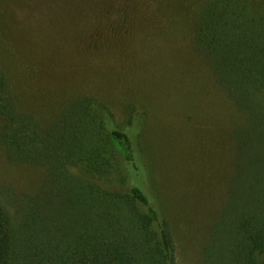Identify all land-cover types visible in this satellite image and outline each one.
<instances>
[{"label": "trees", "instance_id": "16d2710c", "mask_svg": "<svg viewBox=\"0 0 264 264\" xmlns=\"http://www.w3.org/2000/svg\"><path fill=\"white\" fill-rule=\"evenodd\" d=\"M144 6L154 20L168 8L192 23L195 49L236 112L228 201L205 262L264 264V0H0V146L11 164L45 171L33 191L0 187V264H178L155 180L160 146L143 149L146 111L130 105L120 122L106 101L82 97L44 127L19 109L10 79L25 49L33 61L65 56L48 36L101 41L96 21L109 41L114 15L131 22L125 8L139 17ZM38 16L56 25L51 35Z\"/></svg>", "mask_w": 264, "mask_h": 264}, {"label": "rangeland", "instance_id": "374dc122", "mask_svg": "<svg viewBox=\"0 0 264 264\" xmlns=\"http://www.w3.org/2000/svg\"><path fill=\"white\" fill-rule=\"evenodd\" d=\"M128 9L131 22L120 23L119 13L111 19L109 41L104 39L106 27L94 21L90 26L96 33L104 28L101 41L48 36L63 58L48 55L33 61L30 48L25 49L23 64L10 77L14 94L19 109L44 127L82 97L106 101L120 122L127 119L130 105L144 109L143 149L160 146L155 180L173 225L177 262L206 264L210 230L228 201L236 112L196 51L189 20L168 8L159 10L156 20L153 9L142 8L139 17ZM39 21L40 16L39 30L51 35L56 25L48 16ZM44 172L11 164L0 146L3 191H33Z\"/></svg>", "mask_w": 264, "mask_h": 264}]
</instances>
